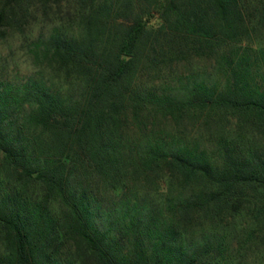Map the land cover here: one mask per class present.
Segmentation results:
<instances>
[{"label":"trees","instance_id":"1","mask_svg":"<svg viewBox=\"0 0 264 264\" xmlns=\"http://www.w3.org/2000/svg\"><path fill=\"white\" fill-rule=\"evenodd\" d=\"M10 39L0 264H264V0H0Z\"/></svg>","mask_w":264,"mask_h":264},{"label":"rangeland","instance_id":"2","mask_svg":"<svg viewBox=\"0 0 264 264\" xmlns=\"http://www.w3.org/2000/svg\"><path fill=\"white\" fill-rule=\"evenodd\" d=\"M67 6L63 5L62 6V10L61 12L56 16H53L51 15V12L48 13V16L45 18L43 15H42V12L39 11L37 12V16L33 19L31 18V22H32V27L35 31H39L38 29L39 28H43L45 26H47L49 23H51L54 19V21H56L57 18H60V17H63L65 14V10H66ZM53 13V12H52ZM19 45V41H15V39H10L8 41V44H3V45H0V50L3 51L2 55L8 53V50H9V47H12L13 49H16V46ZM18 54L16 55V58H20L21 60H18L17 61H24L22 56H21V51H16ZM24 67V66H23ZM200 123V122H199ZM232 123H234V120L232 121ZM30 194L35 195L37 192H38V189L35 185H32L30 187Z\"/></svg>","mask_w":264,"mask_h":264}]
</instances>
